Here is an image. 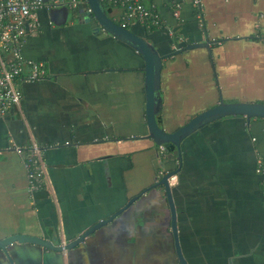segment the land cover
I'll return each mask as SVG.
<instances>
[{
    "label": "crops",
    "instance_id": "1",
    "mask_svg": "<svg viewBox=\"0 0 264 264\" xmlns=\"http://www.w3.org/2000/svg\"><path fill=\"white\" fill-rule=\"evenodd\" d=\"M60 1L37 12L38 26L24 48L27 58L46 64V78L22 81L20 106L0 113V238L24 233L67 243L161 177V152L146 138L144 58L75 15L81 0L76 6ZM144 2L160 24L150 30L153 25L130 23L161 54L205 41L212 50L164 59L159 123L167 131L216 106L221 96L264 102V0ZM106 10L125 21L122 7ZM33 142L46 164L44 187L35 192L27 167ZM182 153L171 182L188 263L264 264V177L257 173L264 119L214 121L186 138ZM163 200L162 186L145 192L72 250L31 243H14L8 254L0 248V264H179L174 248L162 255L164 236L154 230L163 223L148 219L149 210L158 218L152 209L161 205V211Z\"/></svg>",
    "mask_w": 264,
    "mask_h": 264
},
{
    "label": "water",
    "instance_id": "2",
    "mask_svg": "<svg viewBox=\"0 0 264 264\" xmlns=\"http://www.w3.org/2000/svg\"><path fill=\"white\" fill-rule=\"evenodd\" d=\"M45 1L48 2V0ZM76 9L77 12L74 11V14L78 15L79 18L82 19V15H84V18L87 22L97 23V26L94 27L97 32L103 30L105 33L111 34L120 41H123L133 47L144 58L146 113L148 126V134L146 135V138L152 139V142L157 146H162L167 143L175 144L178 147L179 166L175 170H163L160 172L161 177L155 183H153V185L145 189L140 194L132 197L124 207L116 211L108 218L102 219L93 224L78 238L72 241L56 244L53 241L40 236L16 233L6 238H0V248H2L7 254L8 247L14 243L36 244L57 252L75 249L84 243L89 236H92L101 228L106 227L114 222V220L120 217L136 200L143 196L145 192H149L152 189L162 186L165 190L166 200L170 209L171 217L169 224L174 238L175 256L179 261V264H189L184 254L180 239L178 210L174 199L171 182V178L178 174L182 168V143L186 138L201 130L204 126L228 116H245L248 122L255 118L264 119V102H227L224 100L223 96H221L220 101L216 106L198 113L178 129L174 131H167L158 121V115L161 113L163 101L161 89L164 59L167 56H173L181 52L200 47L208 48L209 53L211 54L212 50L210 47V42L205 41L201 43H189L175 50L170 55H163L160 53L156 45L148 38L140 35L132 28H128L126 25L120 24L111 18L104 7L103 0H81ZM165 258L167 257L164 255V259Z\"/></svg>",
    "mask_w": 264,
    "mask_h": 264
},
{
    "label": "built area",
    "instance_id": "3",
    "mask_svg": "<svg viewBox=\"0 0 264 264\" xmlns=\"http://www.w3.org/2000/svg\"><path fill=\"white\" fill-rule=\"evenodd\" d=\"M145 0H107L126 11L125 22L139 21L144 24L159 25L160 21L145 4ZM62 1L55 0H0V113L5 115L20 106L22 101V81H40L46 78L47 68L43 61L27 58L24 48L38 26L36 14L46 6H55ZM200 0H196L199 4ZM77 0L72 4L76 6ZM126 25V23H123ZM19 153L22 152L17 147ZM27 167L31 191L44 187L46 164L42 148L37 142L30 145ZM161 150L165 147L162 145ZM257 173L264 177V157L258 158ZM264 190V180H263Z\"/></svg>",
    "mask_w": 264,
    "mask_h": 264
},
{
    "label": "rangeland",
    "instance_id": "4",
    "mask_svg": "<svg viewBox=\"0 0 264 264\" xmlns=\"http://www.w3.org/2000/svg\"><path fill=\"white\" fill-rule=\"evenodd\" d=\"M158 164L160 165L161 162L158 163ZM165 201L166 200H163L162 205L164 204V206H162V210L161 211H158V209H159L160 206H153L154 208L152 209V213H151V214H153L152 217L158 215V218H156V217L155 218H151L149 216L151 211L149 210V211H147L148 212V219H150V220L151 219L159 220V222H161V223H163L165 221L167 222V219H165V216L168 214V209H167V204H166ZM120 229H122V228H119L117 232L118 233L119 232L120 233H122V232L124 233L125 230L122 229V232H121ZM131 229H132V226H131ZM154 231H156V234L159 233L160 235L166 237V239H164L162 241V243H161L162 244L161 245V247H162L161 250L163 251V254L162 255H165V252H167V251H171L172 252L173 251V239L171 237L172 233H171L170 224H168V225L162 224L159 228L155 229ZM164 261L166 262V263L164 262V264H169L167 260H164ZM157 264H162V263H159V260H158Z\"/></svg>",
    "mask_w": 264,
    "mask_h": 264
},
{
    "label": "trees",
    "instance_id": "5",
    "mask_svg": "<svg viewBox=\"0 0 264 264\" xmlns=\"http://www.w3.org/2000/svg\"><path fill=\"white\" fill-rule=\"evenodd\" d=\"M103 4L104 7L106 8L107 6L110 5L109 2H107V0H103ZM120 24L126 23V27L128 28H132L131 23L129 22H125V21H116ZM156 25H153L151 28H149L150 30L156 28ZM133 30H135L134 28H132ZM258 119H262V118H258ZM161 120V115H158V121ZM165 147V150L162 151L161 150V146H157L160 150V157H161V164L163 165H158V169L160 172L164 171H170V170H175L178 168L179 166V159H178V147L173 144V143H167L163 145ZM181 230V228H180ZM181 233V231H180ZM185 253V251H184Z\"/></svg>",
    "mask_w": 264,
    "mask_h": 264
},
{
    "label": "flooded vegetation",
    "instance_id": "6",
    "mask_svg": "<svg viewBox=\"0 0 264 264\" xmlns=\"http://www.w3.org/2000/svg\"><path fill=\"white\" fill-rule=\"evenodd\" d=\"M150 192V191H149ZM148 192V193H149ZM166 202V204H167V209H168V214L165 216V219H167V222L165 221V222H163V224L164 225H168L169 223H170V217H171V215H170V209H169V205H168V203H167V201H165ZM159 205H160V203L159 202H157ZM162 204V203H161ZM161 206V205H160ZM163 206H164V204H163ZM171 228V227H170ZM171 237H172V239H173V248H174V238H173V234L171 235ZM166 237H164V239H165ZM178 263H179V261H178Z\"/></svg>",
    "mask_w": 264,
    "mask_h": 264
}]
</instances>
